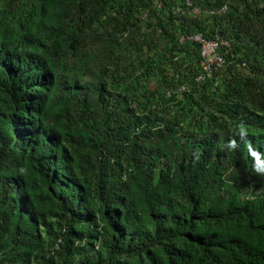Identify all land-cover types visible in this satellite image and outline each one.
<instances>
[{"label": "trees", "instance_id": "1", "mask_svg": "<svg viewBox=\"0 0 264 264\" xmlns=\"http://www.w3.org/2000/svg\"><path fill=\"white\" fill-rule=\"evenodd\" d=\"M0 264H264V0H0Z\"/></svg>", "mask_w": 264, "mask_h": 264}, {"label": "built area", "instance_id": "2", "mask_svg": "<svg viewBox=\"0 0 264 264\" xmlns=\"http://www.w3.org/2000/svg\"><path fill=\"white\" fill-rule=\"evenodd\" d=\"M184 37H182V40ZM191 39L198 42L201 46V66L204 73L198 76V80L202 81L206 75L210 76L213 71H218L225 65V60L220 53V47L222 44H227L224 41L218 42L216 40H209L204 38L201 34H195L191 36ZM185 89V87H183Z\"/></svg>", "mask_w": 264, "mask_h": 264}]
</instances>
